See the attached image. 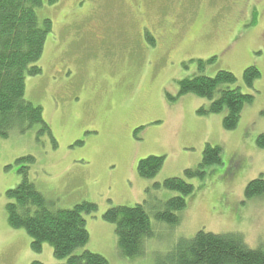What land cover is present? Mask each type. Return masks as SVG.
Wrapping results in <instances>:
<instances>
[{"label":"rangeland","instance_id":"obj_1","mask_svg":"<svg viewBox=\"0 0 264 264\" xmlns=\"http://www.w3.org/2000/svg\"><path fill=\"white\" fill-rule=\"evenodd\" d=\"M37 15L50 19L53 30L36 64L42 74L26 77L25 98L43 108L51 134L34 126L0 136V264L67 262L55 258L49 243L33 251L27 232L8 223L6 192L24 180L23 167L56 209L97 205L96 213L84 215L89 242L76 254L91 251L110 264H156L201 230L236 233L249 247L264 249V195L245 198L247 185L264 174V149L257 145L264 133V1L43 0ZM92 19L105 25L101 44L83 23ZM212 57L217 60L201 74L232 72L235 86L255 97L232 131L223 127L226 109L201 115L209 100L180 95V82L200 73L198 60ZM250 66L261 74L252 87L243 76ZM207 144L221 147V163L207 167L203 179L186 177L203 161ZM28 156L33 164L17 163ZM149 156H164L165 164L144 179L137 166ZM172 177L194 186L174 226L156 218L180 196L156 187ZM145 202L153 235L141 255L126 258L116 226L103 215L112 206Z\"/></svg>","mask_w":264,"mask_h":264},{"label":"trees","instance_id":"obj_2","mask_svg":"<svg viewBox=\"0 0 264 264\" xmlns=\"http://www.w3.org/2000/svg\"><path fill=\"white\" fill-rule=\"evenodd\" d=\"M42 6L43 0H0V136L3 138H8L14 130L25 133L34 126L41 127L40 133L51 134L43 119V108L25 98L26 77L42 74L41 67L36 64L53 30L50 19L41 20L37 15V9ZM145 38L149 44H155L151 34L147 33ZM216 60L217 57L198 60L200 73L180 82V95L194 94L209 100L208 108L199 110L201 115L220 114L226 109L223 127L232 131L237 128L244 108L253 104L255 97L242 93L235 86L238 79L232 72L221 70L214 77L201 74ZM243 76L245 85L252 87L261 74L257 67L250 66ZM257 145L264 149V133L258 137ZM221 154V147L207 144L203 161L196 169L186 170L185 176L203 179L207 167L221 163ZM26 161L33 164L35 159L23 157L17 163ZM164 164V156H149L138 163V175L153 179ZM27 170V167L22 168L21 172L26 175L24 180L6 192L9 225L13 229H24L32 239V250L37 253L49 243L55 258L67 259L66 264H110L104 256L91 251L75 253L89 242L84 215L96 213L97 205L86 201L72 209H56L36 184L29 181ZM156 187L180 194L169 199L156 213L160 222L177 225L178 213L186 209L185 198L194 192V186L183 177H172L156 183ZM261 195H264V174L252 180L245 190L246 199ZM148 205L145 202L135 206H112L103 215L106 222L116 226L118 247L126 258L141 255L144 241L153 235ZM156 264H264V249L249 247L236 233L215 234L201 230L191 239L179 240L169 253L158 258Z\"/></svg>","mask_w":264,"mask_h":264},{"label":"flooded vegetation","instance_id":"obj_3","mask_svg":"<svg viewBox=\"0 0 264 264\" xmlns=\"http://www.w3.org/2000/svg\"><path fill=\"white\" fill-rule=\"evenodd\" d=\"M83 23L89 26L87 31H90L89 34L93 42H95L96 44H101V42H104V29H105L104 23L102 24V22H99V21L95 22L93 19L89 20L88 22L84 20ZM132 23L135 24V21L133 20ZM146 35H147V32L145 33V37ZM260 37L264 39V31L260 34Z\"/></svg>","mask_w":264,"mask_h":264}]
</instances>
